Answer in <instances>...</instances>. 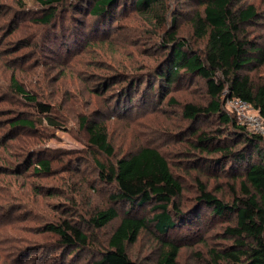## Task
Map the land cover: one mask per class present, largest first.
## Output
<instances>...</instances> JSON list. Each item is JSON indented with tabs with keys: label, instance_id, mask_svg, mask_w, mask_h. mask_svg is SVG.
<instances>
[{
	"label": "rangeland",
	"instance_id": "1",
	"mask_svg": "<svg viewBox=\"0 0 264 264\" xmlns=\"http://www.w3.org/2000/svg\"><path fill=\"white\" fill-rule=\"evenodd\" d=\"M47 1L0 0V264H90L121 220L101 230L89 227V219L112 206L116 192L102 177L98 161L108 166L142 147H154L168 159L183 186L176 199L183 214L196 205L198 179L225 203L245 195L241 176L231 172L230 164L224 171L210 168L209 158L220 155L192 147L196 133L222 137L229 128L217 117L199 123L184 118L185 104L209 103L204 81L177 84L163 101L157 85L152 93L143 85L140 95L132 93L133 103L125 101L127 94L132 96L126 78L144 75L145 68L167 54L170 47L163 43H171L169 35L193 53L204 51L207 39H199L193 26L194 16L204 10L201 0H161L163 20L150 23L134 10L136 0H122L108 22L90 14L94 0ZM234 2L236 8L255 6L258 15L242 34L264 47V0ZM51 14L43 24L42 18ZM251 76L264 83V67ZM16 84L29 97L18 93ZM150 94L152 104L140 100ZM38 103L49 111L42 112ZM223 108L234 114L226 103ZM84 118L107 126L114 156L90 145ZM17 119L33 122L34 129L15 127ZM39 158L50 161L49 175L28 167L29 160ZM156 213L149 206L143 216L151 220ZM183 217L185 223L168 234L182 245L179 264H204L198 253L207 259L211 249L232 244L226 232L235 225L233 214L218 217L196 206ZM61 218L85 224L92 235L89 251L67 257L51 248L40 228ZM159 248L151 227L128 253L137 264H155Z\"/></svg>",
	"mask_w": 264,
	"mask_h": 264
},
{
	"label": "trees",
	"instance_id": "2",
	"mask_svg": "<svg viewBox=\"0 0 264 264\" xmlns=\"http://www.w3.org/2000/svg\"><path fill=\"white\" fill-rule=\"evenodd\" d=\"M121 1L94 0L90 14L104 17L108 22ZM201 3L204 10L194 16L193 26L199 39H207L204 51L193 53L183 40L169 35L171 43L163 44L168 45L170 51L145 68L144 75L133 74L126 79L129 80L131 94L136 95L144 91L141 89L143 85L150 93L157 85L159 96L163 94L162 101L168 95L167 91L177 84L185 85L196 79L205 82L209 103L185 104L184 118L199 123L204 118L217 117L221 124L229 125V128L225 130L226 136L222 137L206 132L196 133L192 147L202 153L220 155L219 158H209L210 168L224 171V166L230 164L231 172L241 176L245 195L232 204L225 203L197 178L199 191L194 208L200 206L206 213L210 211L218 217L226 214L235 216V225L226 232V236L233 240L232 244L220 250L211 249L207 259H202L201 253L198 256L204 264H264V137L240 125L236 116L223 108L228 99L240 98L252 104L264 118V83H255L251 76L252 72L264 67V47L247 40L242 34V28L258 14L254 5L246 9L236 8L234 0H201ZM134 10L149 23L155 20L161 22L165 15L161 14V0H136ZM52 15L45 16L41 22L48 24ZM175 22L173 17L171 23L174 25ZM16 90L29 97L17 84ZM129 94L125 96V101L133 103V94ZM140 100L152 104V94L148 100ZM38 106L42 112L49 111L40 103ZM13 124L19 128L34 129L33 122L26 119H17ZM81 124L91 146L100 153L114 156L105 124L92 123L86 118ZM29 161L31 164L28 167L33 166L35 174H50L49 160L39 158L36 162ZM98 167L102 177L115 186L116 192L110 198L112 206L89 219V227L101 230L116 219L121 220L105 250L99 256L97 252L90 264H137L130 258L128 248L151 227L160 243L155 264H179L182 245L171 240L168 234L185 223L183 216L194 208L185 214L177 210L176 199L181 195L183 186L172 172L168 159L154 147H142L108 166L98 161ZM149 206L158 211L151 220L143 216ZM84 225L61 218L46 222L40 228V234L45 236L52 249L63 250L68 257L80 250L91 249L92 235L84 230Z\"/></svg>",
	"mask_w": 264,
	"mask_h": 264
},
{
	"label": "built area",
	"instance_id": "3",
	"mask_svg": "<svg viewBox=\"0 0 264 264\" xmlns=\"http://www.w3.org/2000/svg\"><path fill=\"white\" fill-rule=\"evenodd\" d=\"M227 107L233 112L240 125L249 131L264 136V118L254 106L240 98H232L226 101Z\"/></svg>",
	"mask_w": 264,
	"mask_h": 264
}]
</instances>
